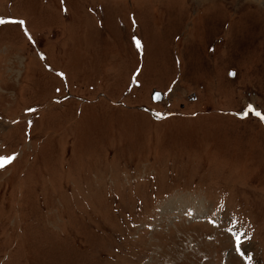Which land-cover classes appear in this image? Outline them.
<instances>
[{
    "label": "rangeland",
    "instance_id": "374dc122",
    "mask_svg": "<svg viewBox=\"0 0 264 264\" xmlns=\"http://www.w3.org/2000/svg\"><path fill=\"white\" fill-rule=\"evenodd\" d=\"M0 20V264H264V0Z\"/></svg>",
    "mask_w": 264,
    "mask_h": 264
},
{
    "label": "snow or ice",
    "instance_id": "6c2138e0",
    "mask_svg": "<svg viewBox=\"0 0 264 264\" xmlns=\"http://www.w3.org/2000/svg\"><path fill=\"white\" fill-rule=\"evenodd\" d=\"M5 23L4 20H0V25H3ZM14 23H19L21 25L24 24V21H18V22H14ZM27 34V32H26ZM31 39V37H29ZM137 46L140 47V43L139 41L137 42ZM257 116H261L260 113L256 112L255 113ZM261 119H264V116H261ZM14 159V157H9V158H0V169H2L3 167H5L6 163H11V161ZM237 240L239 241V237H237Z\"/></svg>",
    "mask_w": 264,
    "mask_h": 264
},
{
    "label": "water",
    "instance_id": "95a60500",
    "mask_svg": "<svg viewBox=\"0 0 264 264\" xmlns=\"http://www.w3.org/2000/svg\"><path fill=\"white\" fill-rule=\"evenodd\" d=\"M161 97H162L161 92H153V94H152L153 99L161 100Z\"/></svg>",
    "mask_w": 264,
    "mask_h": 264
},
{
    "label": "bare ground",
    "instance_id": "6f19581e",
    "mask_svg": "<svg viewBox=\"0 0 264 264\" xmlns=\"http://www.w3.org/2000/svg\"><path fill=\"white\" fill-rule=\"evenodd\" d=\"M14 160H15V159H14ZM11 163H12V162H11ZM11 163H10V164H11ZM10 164H9V165H10Z\"/></svg>",
    "mask_w": 264,
    "mask_h": 264
}]
</instances>
